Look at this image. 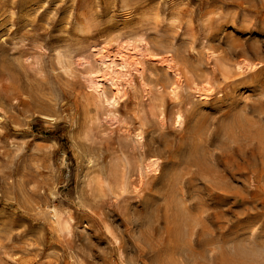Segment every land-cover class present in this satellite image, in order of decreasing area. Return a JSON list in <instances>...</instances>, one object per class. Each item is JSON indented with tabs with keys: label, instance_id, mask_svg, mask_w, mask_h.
<instances>
[{
	"label": "rangeland",
	"instance_id": "1",
	"mask_svg": "<svg viewBox=\"0 0 264 264\" xmlns=\"http://www.w3.org/2000/svg\"><path fill=\"white\" fill-rule=\"evenodd\" d=\"M0 264H264V0H0Z\"/></svg>",
	"mask_w": 264,
	"mask_h": 264
},
{
	"label": "bare ground",
	"instance_id": "2",
	"mask_svg": "<svg viewBox=\"0 0 264 264\" xmlns=\"http://www.w3.org/2000/svg\"><path fill=\"white\" fill-rule=\"evenodd\" d=\"M97 54L100 56L98 57L97 55L102 67L97 72H91L90 79H92L94 90L101 98L106 99L108 103L111 102L107 95L108 88L117 93L122 91L123 81L129 79L134 71L140 70L141 59L144 54L134 43L125 44L116 52H112L107 46H104L97 51Z\"/></svg>",
	"mask_w": 264,
	"mask_h": 264
}]
</instances>
